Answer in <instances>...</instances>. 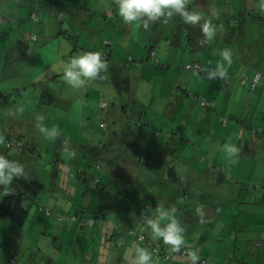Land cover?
Instances as JSON below:
<instances>
[{
	"label": "rangeland",
	"instance_id": "1",
	"mask_svg": "<svg viewBox=\"0 0 264 264\" xmlns=\"http://www.w3.org/2000/svg\"><path fill=\"white\" fill-rule=\"evenodd\" d=\"M107 1L78 6L60 0L47 14L41 2L28 0L23 14L7 20L8 3L0 0V152L22 162L25 177L44 185L26 205L23 226L0 218V264H18L14 253L26 264H132L135 246L150 249L154 240L144 221L149 206L157 205L175 209L185 243L200 258L212 264H264V73L256 90L249 88L250 79L243 85L234 78L210 90L209 79L185 68L195 53L200 57L185 38L180 46L169 33L159 40L162 62L157 64L148 57L147 40L121 39L110 29L113 18L103 17ZM206 1L190 0L188 7L203 21L209 10L217 18L207 58L216 68L223 61L220 52L230 49L227 74L249 73L250 50L264 48L259 0H220L219 6ZM224 9L247 16V37L234 33L236 18H221ZM31 10L38 20L30 18ZM82 12L91 15L95 31ZM172 24L162 26L168 32ZM219 25L228 27L222 31ZM109 38L114 55L105 58L107 70L79 89L67 85L61 62L81 50L100 51ZM12 62L16 71L6 69ZM18 108L22 114L10 115ZM37 115H44L60 136L44 138L34 125ZM134 131L144 137L138 145ZM165 141L169 148L159 149ZM224 143L240 147L234 161L222 150ZM125 147L131 150L127 155ZM100 153L108 157L101 159ZM109 172L126 177L119 181L122 197L114 194ZM11 186H0V202ZM92 216L95 225L90 226L85 222ZM142 234L147 242L140 241ZM153 256L156 264H171ZM181 257L173 254L176 262L189 264L188 256Z\"/></svg>",
	"mask_w": 264,
	"mask_h": 264
},
{
	"label": "clouds",
	"instance_id": "2",
	"mask_svg": "<svg viewBox=\"0 0 264 264\" xmlns=\"http://www.w3.org/2000/svg\"><path fill=\"white\" fill-rule=\"evenodd\" d=\"M190 0H115L119 17L126 24L143 21L147 28L150 23L167 20L179 16L185 23L196 25L201 22V14L188 7ZM259 6L264 10V0H259ZM215 15V13H213ZM202 31L208 40H211L217 32V27L210 21H205ZM223 61L218 64L210 76L224 77L227 75L228 66L232 63L230 49H223L220 52ZM106 63L100 51L81 50L71 55L67 61L61 62L60 71L67 85L73 89L85 86L89 81L97 79L101 73L106 71ZM23 113L22 108L12 110L10 115L17 116ZM34 125L41 135L49 140L60 136L56 126H49L44 115L35 117ZM2 142V138H0ZM67 139L65 144H67ZM222 150L233 161L238 157L241 149L236 144L224 143ZM25 177V165L19 160L11 159L3 152H0V186H11L16 177ZM151 213L145 217V225L150 229L154 240H162L163 244L169 246L172 252H180L185 246V228L175 215L174 208H167L157 205L155 208L149 206ZM196 212L201 216L203 222L204 212L198 207ZM189 264H199L198 251L193 249L188 253ZM132 264H156L153 252L147 247L137 244L132 259Z\"/></svg>",
	"mask_w": 264,
	"mask_h": 264
},
{
	"label": "trees",
	"instance_id": "3",
	"mask_svg": "<svg viewBox=\"0 0 264 264\" xmlns=\"http://www.w3.org/2000/svg\"><path fill=\"white\" fill-rule=\"evenodd\" d=\"M212 0H207L206 2L208 3L207 5L211 4ZM223 2H221L220 0H215V4L217 6H219L220 4H222ZM225 4V3H224ZM219 9V8H218ZM192 10V9H191ZM221 10V9H219ZM243 12L242 11H236L234 12L233 15H231V12L227 11V9H224V14H221V18L223 15L226 16L227 19H229V17H234L236 18L239 22H238V26H235V32L236 35L239 34L241 37H243V39L245 37H247V33H248V20H247V16L244 14H242ZM206 14H208L210 16V19L212 18V20L214 19L215 15H213V12L212 11H208ZM39 18V17H38ZM173 20H170V19H161L160 23L162 24H167V23H173L174 22V25L172 27H170V36L174 39L173 42L176 43V45L180 46L182 44L181 40H184V38L187 40L186 41V46L190 45L191 47H193L194 45H197V47L199 46V49L201 50H204L206 49L207 50V47L206 45L208 44V41H207V38L205 37L201 27H199L198 29H196V25H191V24H187L185 23L181 18L177 17V16H174L172 17ZM38 20V19H36ZM231 26V25H229ZM185 27L189 28L190 31L187 32V29H185ZM226 27H228L227 25L225 26H221L220 29H225ZM197 33V38H195L193 35ZM192 35V39H191V36ZM176 38V40H175ZM155 41L153 42V44L149 43V54H148V57L149 58H152L154 61L157 62V64H160L157 60L159 59L156 56H153L155 54H151V51H157V47H156V44H155ZM239 41H242L239 39ZM105 42H107V40H105ZM28 48V47H27ZM155 51V52H156ZM110 53L111 51H107V52H104L103 54L106 55L105 58H109L110 57ZM153 56V57H152ZM195 62H199V61H190L188 62L189 64L190 63H195ZM187 63V64H188ZM200 63V62H199ZM207 69V68H205ZM247 69V68H246ZM211 72H213L212 70H210ZM200 72V71H198ZM257 72H260V70H253V72L251 74H242V75H236L234 77V75H230V74H227L226 76L224 77H220V76H210V74H203L206 76L207 79L209 80H212L214 82H217L219 81L220 84H223V83H228L230 82V80L232 78H234L235 82L236 83H241V84H246L247 80L250 79L251 80V85H250V89L251 90H256L257 89V86L259 84H261V76H260V80L257 84V86H255L254 88H252V78L255 76V74ZM201 73V72H200ZM261 74V72H260ZM245 80L244 82L242 80ZM218 84V83H217ZM220 84L218 85L219 87ZM226 86V85H225ZM126 109H124L125 111ZM263 111H264V108H263ZM107 124V123H106ZM263 132V131H262ZM114 140V139H113ZM129 142H131L130 140H128ZM117 142V141H116ZM127 143L128 144H131V143ZM156 143V142H155ZM168 141H165L164 143L162 144H159L158 147H163L165 146V148H169V144H167ZM132 145V144H131ZM157 145V144H156ZM174 146V145H173ZM159 149H163V148H160ZM174 150V149H173ZM105 154V153H103ZM163 154H161L162 156ZM101 159H104L102 157H100ZM110 175H112V177L114 178V185H116V191L114 192L115 195L119 196V197H122V188H120V179L122 177L126 178L122 173H116V172H109ZM43 182L40 180V179H37V178H26V177H16L14 178V180L12 181V186H11V189L10 191L4 195V197L2 198L1 202H0V218H6V217H11L14 221V223L18 226H23L27 219H28V216H29V210L27 209V206L29 203H32V198L33 196H35L37 194V192L41 189H43ZM101 211L100 213L98 214L101 215ZM91 219L94 220V224L95 225V218L92 216ZM90 220V219H89ZM88 224V223H87ZM92 225V226H93ZM141 242H147L146 238H148V236L146 235H141ZM260 243V242H259ZM150 249L151 251L153 252V254L155 256H158L159 258L158 259H163V260H166V261H169L171 264H180L179 262L181 260H178L176 262V259L173 258V254L174 253H177V254H180L182 257L181 258H185L186 256H188V253L194 249V246L190 243V242H186L185 243V246L181 249L180 252H172L170 247L169 246H166L163 244V242L161 240H153L152 243H151V246H150ZM196 249V248H195ZM13 257V260H16L18 261V264H26V263H23L22 260H20V257H19V254L18 253H14V255L12 256ZM199 264H212L207 258H200L199 260Z\"/></svg>",
	"mask_w": 264,
	"mask_h": 264
},
{
	"label": "crops",
	"instance_id": "4",
	"mask_svg": "<svg viewBox=\"0 0 264 264\" xmlns=\"http://www.w3.org/2000/svg\"><path fill=\"white\" fill-rule=\"evenodd\" d=\"M27 1L28 0H24V1H22V0H3V3H2L3 5H5L4 2L8 3L7 12H4V14H3L4 18L7 19V20H9L10 19L9 18V15H11V16H19V15L23 14L24 11H21L23 9L21 6L24 4V2H27ZM86 1H88V0H82L81 3H80L79 0H74V2L78 6H82V4H86L87 5V2ZM38 2H41V4H43L44 7H42V9H44L47 14H49V12L47 10L54 11V9L57 8L58 5H60V0H38ZM99 2L101 3L102 0H99ZM27 3L29 4V2H27ZM11 6H13L14 8L11 9ZM103 7H104V14H105L103 17L113 18V26H114V28H113L112 25H110L109 27H110L111 30L113 29L115 35H120V38L121 39H122V37H130V39H132V37H134V35H135L137 37L139 36V38L141 37L143 40H147L151 44H153L154 40H156L155 41V44H156V47L158 48V46L162 45V44L158 43L159 40H161L164 36L166 38V34H168V33H169V36H170V31L166 32V26L165 25L162 26L163 23L161 24L160 23L161 22L160 20L159 21H156V22L150 23L147 28L144 26L143 21L134 22L132 24H126V23H124L122 21V19L118 15V11H117V8H116V5H115V0H108L107 1V7L106 6H103ZM2 10H0L1 13H2ZM33 12H35V11H32L31 10V12H30V18H32V19H33V17H32V13ZM36 14H38V13H36ZM96 14H99V12L96 13ZM37 16L39 17V15H37ZM177 17H179V16L177 15ZM89 18H90V20L88 21ZM82 19L83 20L86 19V21H88L90 23V27L92 28V25H94V24L91 21V15L87 14V12L86 13L85 12H82ZM216 19L217 18L215 16L213 20H216ZM205 21H210L215 26L217 25L214 21H212V18L210 19V17H206V19H204V21L201 19V22L200 23H204ZM201 25H200V27H201ZM86 27H89L88 24L86 25ZM219 27H221V26L219 25ZM11 28L12 27H9L7 29L11 30ZM201 29H202V27H201ZM92 30H94V29L92 28ZM99 32H100V30L98 29V32H96V33L99 34ZM145 36H149V38H151V40L147 39ZM105 40H107V42H105ZM122 42H124V41H122ZM129 43L137 46L136 43L133 42V41H130ZM113 44H114V41H112L109 38V39H103L102 40V45L100 46V48H102L100 50L102 53L107 52V51H111L109 60H110V58H113L112 56L114 55V51H113V49L111 47ZM104 47H106V48H104ZM192 49L194 51H196V50L199 51L200 52V57L199 58H196L195 55L197 53H195L193 55V58L191 59V61H199L200 64L204 68H207L209 70L214 71L215 68H213L212 63H210V62H213V61L211 59H208L207 58V50L206 49L201 50V49H199V46L197 47V45H194L193 48H191L190 50H192ZM155 51H151V54H155L153 56L158 55V51H156V52ZM149 52L150 51H148V54H149ZM145 53L147 54V51ZM200 58H203L204 61H203V59L201 60ZM157 61L159 63L162 62V60L160 58ZM188 62H190V61H187L185 63V68H186V64ZM246 63H247L248 69H249V73L248 74H251L252 73V71H250V70H252L251 69V66H254V69L253 70H255V69L256 70H260L261 69L260 72H261V78H262L263 77V73H264V48L261 47V49H255L253 51L250 50L248 56L246 57ZM11 64H12V66H11ZM16 65H17V62L8 63L6 69H8L9 67H13V69L16 71L17 70L16 69ZM249 65H250V67H249ZM259 65H261L262 67H260ZM258 68H260V69H258ZM186 69L189 70L190 68H186ZM191 69L194 70L197 73L195 75H198V73H199L200 77L202 76L201 79H203V77H206L202 73L198 72V70H196L194 68H191ZM219 84H220L219 81L214 82L212 80H209V82H208V86L211 88L210 90H215L216 89L218 91V90L222 89L221 87L218 86ZM133 124L136 125V126L141 127V125H139L138 123H136V121H134ZM116 125H117V123H116ZM127 125L130 126V127H133V126H131V123H127ZM113 129H115V128H113ZM114 131L117 132V130H114ZM132 137L134 139L136 138V145H138L139 141H144V139H143L144 137L140 136L137 131H134V135ZM143 143H144V145H146L148 147V145L145 142H143ZM118 144H121V143H118ZM132 145H133V143H132ZM262 146H264V145H262ZM160 148H163V147H160ZM124 150H125V154L126 155H127L128 152L129 153L131 152V150H130L129 147H125ZM146 152L147 153H150L149 148L146 150ZM100 154H101V157L102 158H107L108 157L106 154H103V153H100ZM120 257L121 256H119L115 260V262H117V263H118V261L121 262V259L122 258H120ZM179 263L181 264V261Z\"/></svg>",
	"mask_w": 264,
	"mask_h": 264
},
{
	"label": "built area",
	"instance_id": "5",
	"mask_svg": "<svg viewBox=\"0 0 264 264\" xmlns=\"http://www.w3.org/2000/svg\"><path fill=\"white\" fill-rule=\"evenodd\" d=\"M32 17L34 19H38V16H37V14L35 12L32 13ZM30 38L32 40H34L36 38V35L35 34H32L30 36ZM186 68H190V69L191 68H194V69H196V70H198L201 73L206 74V75L211 73V71L209 69H205L199 62L190 63V64L188 63V64H186ZM260 76H261L260 72H257L255 74V76L252 78V88H254L255 86H257V84H258V82L260 80ZM242 81L244 82L245 80L243 79ZM104 104L107 105L106 102ZM85 223H88L90 226H92L94 224V220L93 219H90V220H88Z\"/></svg>",
	"mask_w": 264,
	"mask_h": 264
}]
</instances>
